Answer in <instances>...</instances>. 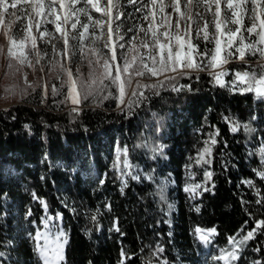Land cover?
Segmentation results:
<instances>
[{
	"label": "trees",
	"instance_id": "16d2710c",
	"mask_svg": "<svg viewBox=\"0 0 264 264\" xmlns=\"http://www.w3.org/2000/svg\"><path fill=\"white\" fill-rule=\"evenodd\" d=\"M145 4L149 0L122 1L121 43L133 32L141 37L139 27L153 19H143L151 11ZM204 15L212 19L211 12ZM213 31L210 24L209 34ZM198 43L201 50L214 46ZM77 44L76 56L84 61ZM88 45L84 41L85 52ZM126 48L117 49L118 57ZM246 60L228 68L259 73L264 65L258 53ZM10 61L11 76L18 77L20 67ZM214 70L144 76L150 81L137 77L156 87L137 88L134 81L121 104L114 85L99 84V68L96 79L88 73L92 78L79 81L81 108L70 107L68 85L55 95L39 85L22 102L0 109V264H42L32 223L40 222L44 201L49 213L62 214L70 237L66 264H203L205 259L220 264L218 257L233 250L239 258L227 264H264V228L243 245L229 243L264 220V178L258 174L264 172V98L221 87ZM172 76L176 79L166 78ZM94 79L97 83L87 86ZM17 80L13 87L23 89ZM202 154L208 163L197 162ZM195 185L200 187L194 192L185 191ZM197 228L217 232L208 248Z\"/></svg>",
	"mask_w": 264,
	"mask_h": 264
},
{
	"label": "snow or ice",
	"instance_id": "6c2138e0",
	"mask_svg": "<svg viewBox=\"0 0 264 264\" xmlns=\"http://www.w3.org/2000/svg\"><path fill=\"white\" fill-rule=\"evenodd\" d=\"M20 0H0V17L2 14L8 13V9H17V3ZM79 0H59L58 8L64 13L63 20H61L60 14L57 13V4L55 0H48L46 13L42 12L45 8L43 0H24V3L32 8V11L36 17L55 16V19H45L42 22L44 24H54L56 32L60 33V38L63 40V48L57 51L55 45H53V53L55 55L61 56L63 58H70V50L73 46L70 45V39L77 40V47L79 48L80 54L82 56H87L89 54L97 57L95 61L89 60V64L95 63L99 65L101 75L99 77V84L102 87H107L104 85V81L108 80L111 85H114L118 91L120 103H124V96L126 95V89L130 88L135 81L137 88L141 87H156V85H142L137 77L148 76L159 77L167 72L176 73L177 76L187 75L189 71H204L212 69H220L219 71H212L211 75L215 82L224 87L223 76L226 72L223 69V65H226L232 59H238L241 62L247 64V55H256L257 53L261 58H264V19L261 18L260 14L257 13L255 0H252L254 6L249 10L251 15H249V20L252 22L250 27H244L242 23V18L240 13L244 11L243 5H246L249 0H223L224 9L223 15L221 10V0H183V7L186 11H181V0H173L171 5H166L163 0H150L151 11L143 17L145 20H149L151 16L153 19L149 21L147 27H139V33L143 35L138 37L135 32L129 37L126 43H121L124 40V36L121 35L119 25L113 28V23L115 20H119L121 13L116 12L113 15V9L117 8L114 0H107L106 9L104 14L107 15V36L108 39L104 42V48L107 49V53H102L99 49L95 47L96 40L99 37L95 34V28L97 26L103 29V23L100 20L93 21L92 16L89 14L90 9H94L96 12H101V7L99 6L98 0H84L85 7L77 9L75 5ZM129 3L135 5L138 0H128ZM213 5L215 6V11H212ZM203 7V13H196L198 19L203 20V26L201 27L197 24V29L195 32V37L192 35L191 23H187L185 36L181 37L179 35L173 34L170 31H160V27L165 22V9L171 7L174 12L180 15L181 19H186L190 22L193 20L191 15V9L193 7ZM144 8L148 7V4L143 5ZM19 10V9H17ZM137 8L136 11H140ZM157 10L161 14V20L159 24L155 22V16L157 15ZM237 10H240L238 12ZM264 11V9H262ZM211 12L212 19L208 20L204 13ZM77 13L83 14L88 18L91 23H84L79 20ZM15 16V12L11 13ZM24 15L28 18V23H26L19 32L15 33L13 36H9L10 44L16 49L9 48V56L15 58L19 63L24 64L28 61L27 54L25 53V48L28 49L29 53H34L37 58V63L42 58L39 49L37 48L36 37L32 35L33 27V17L28 13L27 8L24 9ZM75 17V19L73 18ZM259 20L260 31H256L257 24L256 21ZM3 24V19L0 18V25ZM155 24V27H154ZM212 25L214 31L209 34V25ZM239 25L238 27H229V25ZM79 25L83 31H78L77 26ZM63 26H70V29L75 35H70L69 31ZM93 29L91 36L93 39L91 43L93 47L85 52L84 41L88 40L89 28ZM9 29L11 24L7 26ZM171 25H169V28ZM36 31L39 33V39L43 40L46 35H53L48 32L47 29L40 31L41 21L37 20L35 23ZM180 21L176 22V30L179 32ZM243 29V32H242ZM133 31V29H129ZM246 32L250 37L253 33L257 37L255 40L248 39L243 33ZM7 34V33H5ZM103 34V33H102ZM161 38L166 42H162ZM175 40V46L172 44V40ZM193 39L197 43H193ZM207 43H212L213 48L209 49L205 47L201 50L199 41ZM49 41H46L48 43ZM127 44V48H126ZM126 51H121L119 57L117 55V49H125ZM106 57V58H104ZM103 58V63L101 59ZM31 66V65H30ZM66 71L67 83L69 96L73 97L72 102L74 104L79 103L78 96L79 93L76 91L77 82L73 79V74L70 69H62ZM167 79H176V76L166 77ZM97 81L94 79L90 82L89 87L92 84H96ZM162 83V82H161ZM233 85H246L242 91L243 92H254L257 97L264 98V65L261 67L259 73L252 71H237L234 74V80L231 82ZM46 90V89H45ZM174 91H179L180 89L173 88ZM53 95L57 93V89L53 86ZM132 95H137V92L133 91ZM143 92H139V96L143 97ZM75 111V109H73ZM228 119V118H225ZM247 130L248 126L244 125ZM239 128L238 124H234L231 128L233 132L237 131ZM212 144H215L214 139L211 140ZM205 154H210V148L204 149ZM126 155V150H125ZM203 160L204 163H208L204 160L203 154L200 157L199 163ZM124 165L126 168H130L131 165L125 160ZM130 174V173H128ZM262 178H264V172L258 173ZM206 176L211 177V173H206ZM132 179H138V176H132ZM103 183V181H101ZM251 185V181L248 182ZM200 187V185H195L194 187H186L185 191L194 192L195 188ZM161 199H164L163 188H161ZM260 203V201H257ZM47 207V205H45ZM169 207H171L169 205ZM199 209H197L198 211ZM48 219H52L49 217ZM95 219V217H93ZM247 223V222H246ZM47 227V224H45ZM264 228V220H257L255 222V227L248 231L246 236L241 240L237 241L235 237L229 238L230 244L243 245L247 240L254 238L257 231ZM119 229H117L118 231ZM197 232L201 230L196 229ZM215 229H210L209 234H214ZM63 232H59L55 236V241L52 242L54 246L48 247L47 244L40 248V256L43 259L44 264H60L64 259L63 248L67 243L66 237H64ZM40 238V234L37 233L36 239ZM204 241H208V235L202 234L200 237ZM163 251V249H158ZM239 257L237 252L233 250L228 252L226 255L218 257V259H223L226 262L232 260H237ZM255 264V262H254Z\"/></svg>",
	"mask_w": 264,
	"mask_h": 264
},
{
	"label": "rangeland",
	"instance_id": "374dc122",
	"mask_svg": "<svg viewBox=\"0 0 264 264\" xmlns=\"http://www.w3.org/2000/svg\"><path fill=\"white\" fill-rule=\"evenodd\" d=\"M122 1L123 0H114V3L117 5V8L113 9V15L115 16L116 12L119 11L121 13L120 19L115 20L113 23V28L115 29L116 25H119V31L121 29L125 28V25L123 24V18H124V11L122 10ZM144 0H138V2H142ZM12 0H9V3H11ZM45 4V8L42 9V12L46 13L48 11L47 9V3L48 0H43ZM99 6L101 7V12H96L94 9H90L89 14L92 16V20H100L103 23V29L99 26L95 28V34L99 39L96 40L95 47L99 49L102 53H107V49L104 48V42L108 39L107 36V21L108 17L104 14V11L106 9L107 0H98ZM55 3L57 4V13L60 14L61 20H63L64 13L61 12L58 8L59 0H55ZM65 3H68V0H65ZM163 3L166 5H171L173 3V0H163ZM131 4V3H130ZM133 5V4H131ZM254 6L252 3V0H249V2L246 5H243L244 11L240 13L242 22L244 19H247L250 13V9ZM255 6L257 13L260 14L261 18L264 19V0H255ZM77 9L85 7L84 0H79V2L75 5ZM27 8L28 13L33 17L32 23V35L36 37V43L37 48L39 49L42 58L39 60V63H37V58L34 53H29L28 49L25 48V53L27 54L28 61H30V65L28 62H25L24 64H21L18 62L17 59L11 58L9 56V48H13V51H16V49L10 44L9 36H13L15 33L19 32L21 29H23L24 25L28 23V18L24 15V9ZM224 8V2L221 0V9ZM19 9V10H17ZM17 9H8V13L2 14L3 24L0 25V109H8L11 106L22 102L21 100L23 97L27 95V92L32 89H36L37 86L42 85L43 91L46 94L53 93L52 89L53 86L56 87V89H60L62 86L67 85L65 83L68 79L66 71L62 69H70L73 74V79L76 80L77 86L76 91L79 93L80 91V83L79 81H85L84 75L86 78H92L91 76L87 75L88 73H91L92 76L96 79V72L99 70V65H96L95 63L89 64V60L95 61L97 59L94 55H87L85 60L83 61L81 57L76 56V49L74 48V42L77 41L75 39H70L69 43L71 46H73L70 50V58H63L61 56L55 55L53 53V45H55V48L57 51H60L63 48V40L60 38V33L56 32L55 25L54 24H44L42 21L45 19H55V16H46L42 15L41 17H36L32 11V8L24 3V0H20V2L17 3ZM148 9L151 10V4L149 0ZM181 11H186L183 7V0H181ZM240 12V10H237ZM2 12V10H0ZM15 12V16L11 15V13ZM165 22L163 24L164 31H170L173 34H178L179 36L183 37L184 31L186 30L187 23H191L192 29H197V24H199L201 27L203 26V20H200L197 18L196 13H202V10L200 8L193 7L191 9V15L193 16V20L188 22L186 19H181L180 15L177 12H174L171 7H167L165 9ZM79 20L84 23H91L88 21V18L80 13H77ZM75 19V17H73ZM41 21V28L40 31H44L45 29L48 30V32L52 33L53 35L49 36L46 35L43 40L39 39V33L36 31L35 23L36 21ZM161 20V14L157 10V15L155 16V22L156 24H159ZM177 20L180 21V29L179 32L176 30V22ZM259 20L256 21V24ZM260 23V22H259ZM9 24H11L10 29L7 27ZM169 25L171 27L169 28ZM239 26V25H238ZM66 28V30L69 31L70 35H75L70 29V26H63ZM231 27V25H229ZM78 31H83L82 28L77 26ZM93 29L89 28V45L87 47V52L89 49L93 47V44L91 43V40L93 37L90 35ZM7 33V34H5ZM103 33V34H102ZM46 41H49L46 43ZM106 58V57H104ZM14 60L16 62V65H19L20 69L18 70V77L16 75L11 76V73L9 71L11 61ZM84 62H86L85 69L84 68ZM239 63L240 60L230 61L228 64L223 65V69L226 72V75L223 76V82L225 87H228L229 89L233 91H239L246 86L243 84L240 85H233L231 82L234 80V74L237 71L232 72L231 69L228 68L229 65L232 63ZM101 63H103V58L101 59ZM9 67V68H8ZM220 69H215L214 71H219ZM22 82V86L24 88L20 89L17 88V86L13 87V84L15 81ZM140 79L144 80H152L145 77H140ZM91 82V81H89ZM90 84V83H89ZM87 84V86L89 85ZM12 86V88H10ZM46 89V90H45ZM80 93L78 96L79 103L72 104L70 107H76L81 108L83 105L81 104V98ZM45 203V204H44ZM46 202H43V208L45 210L44 214L40 218V222L33 221V225L35 226V233L33 235V240L35 241V246L38 251V254L40 256L39 251V242L36 239L37 233L43 232L45 236H47L48 239V247L54 246L52 242L55 241V236L59 232H63L64 237L68 240L69 235L66 231V229L63 226L62 223V214H58L57 216H54L53 214L49 213L48 211V205L45 207ZM51 217L52 219H48ZM47 224V227L45 226ZM202 230V229H200ZM208 235V241L202 243V245L205 248L209 247L210 242L214 239V237L217 235V232L215 231L214 234H209V231L202 230ZM200 234L201 232H197V236L200 240ZM28 237L31 236L30 234L27 235ZM62 237V239L64 238ZM46 245V242H42L41 246L44 247ZM214 254H211L209 259L213 260ZM41 258V256H40ZM42 264H43V259ZM214 262V261H213ZM210 261L208 259H205L203 264H209ZM217 264V261L214 262ZM65 264V263H64ZM220 264H227L225 260H222Z\"/></svg>",
	"mask_w": 264,
	"mask_h": 264
},
{
	"label": "bare ground",
	"instance_id": "6f19581e",
	"mask_svg": "<svg viewBox=\"0 0 264 264\" xmlns=\"http://www.w3.org/2000/svg\"><path fill=\"white\" fill-rule=\"evenodd\" d=\"M44 204H45V203H44ZM200 232H201L200 237H201L202 234H205V235H206V233H205L204 231L201 230ZM38 233L40 234V238L37 239L38 242H39V249L42 248L41 243L44 242V241L46 242V244H47V246H48V239H47V236H45L43 232H40V231H39ZM36 236H37V235H36ZM67 241H68V240H67ZM200 241H202L203 243L206 242V241L202 240L201 238H200ZM65 250H66V244L64 245V248H63V256H64V259L60 262V264H63V263L65 262ZM43 264H44V262H43Z\"/></svg>",
	"mask_w": 264,
	"mask_h": 264
},
{
	"label": "water",
	"instance_id": "95a60500",
	"mask_svg": "<svg viewBox=\"0 0 264 264\" xmlns=\"http://www.w3.org/2000/svg\"><path fill=\"white\" fill-rule=\"evenodd\" d=\"M46 205H47V203H46ZM61 217H62V216H61ZM69 240H70V238H68V241H67V243H66V250H65V263H66V261H67V245H68Z\"/></svg>",
	"mask_w": 264,
	"mask_h": 264
}]
</instances>
